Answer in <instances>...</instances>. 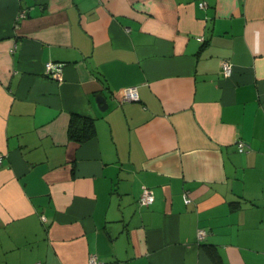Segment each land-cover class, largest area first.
<instances>
[{
  "label": "crops",
  "instance_id": "0c3cea01",
  "mask_svg": "<svg viewBox=\"0 0 264 264\" xmlns=\"http://www.w3.org/2000/svg\"><path fill=\"white\" fill-rule=\"evenodd\" d=\"M0 156V264H264V0H0Z\"/></svg>",
  "mask_w": 264,
  "mask_h": 264
},
{
  "label": "built area",
  "instance_id": "2783aa9c",
  "mask_svg": "<svg viewBox=\"0 0 264 264\" xmlns=\"http://www.w3.org/2000/svg\"><path fill=\"white\" fill-rule=\"evenodd\" d=\"M199 6L202 8L204 7V4L200 3ZM24 15H25L24 12H21L19 17L23 18ZM198 40L200 41L201 38H198ZM220 68H221V73L224 77H229L233 71L232 66L226 60L221 62ZM45 72L46 74H53V76L59 77L60 69H59V66H57L54 63H47L45 64ZM119 98H120L119 99L120 103L136 102L139 100V96H138V92L136 88L122 89L120 91ZM237 149H238V152L243 153L248 149V145H246L244 142L239 141L237 142ZM1 162H2V156H0V164ZM153 201H154V197H153L152 192L148 189H143L138 199V203L142 206H148L152 204ZM185 202H188L187 198H185ZM41 219L44 221L43 216H41ZM203 236H204L203 232H199L200 240L203 238ZM88 264H101V262L97 259L96 256H90Z\"/></svg>",
  "mask_w": 264,
  "mask_h": 264
},
{
  "label": "trees",
  "instance_id": "16d2710c",
  "mask_svg": "<svg viewBox=\"0 0 264 264\" xmlns=\"http://www.w3.org/2000/svg\"><path fill=\"white\" fill-rule=\"evenodd\" d=\"M92 119L73 116L70 120V134L74 130L81 132L82 140L87 139L92 133Z\"/></svg>",
  "mask_w": 264,
  "mask_h": 264
},
{
  "label": "water",
  "instance_id": "95a60500",
  "mask_svg": "<svg viewBox=\"0 0 264 264\" xmlns=\"http://www.w3.org/2000/svg\"><path fill=\"white\" fill-rule=\"evenodd\" d=\"M96 103H97L98 108L100 110H104L108 107L106 104V101L104 100V98L101 95L96 96Z\"/></svg>",
  "mask_w": 264,
  "mask_h": 264
}]
</instances>
